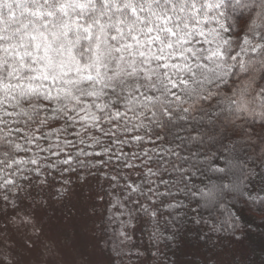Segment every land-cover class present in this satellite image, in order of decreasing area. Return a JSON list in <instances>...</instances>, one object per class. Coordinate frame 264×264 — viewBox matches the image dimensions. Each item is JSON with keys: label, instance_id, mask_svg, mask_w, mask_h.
Listing matches in <instances>:
<instances>
[{"label": "trees", "instance_id": "16d2710c", "mask_svg": "<svg viewBox=\"0 0 264 264\" xmlns=\"http://www.w3.org/2000/svg\"><path fill=\"white\" fill-rule=\"evenodd\" d=\"M49 4L28 6L37 13L41 5ZM52 4L48 6L49 10L64 15L69 41L64 54L51 68L44 65L13 68L14 53L0 27V144L3 145L0 148V212L12 210L21 195L49 200L54 213H45L46 222L41 229L53 230L59 225L65 227L66 236L74 238L71 227L77 224L88 227L85 233L92 249L98 247L103 254L102 261L97 259L94 264H264V212H257L255 206L250 208L240 198V193L226 203L227 212L233 217L236 212L231 205L241 210L244 220L238 219L237 225L244 231L251 229L243 244L233 241L232 231L228 229L200 240L198 237L205 230H196L194 224L186 221L181 223L179 231L172 227L175 239L169 243L165 234L173 222L167 216L159 223L155 219L149 222L150 212L144 211L148 205L141 193L148 189L144 188L143 182L148 180L154 185L156 177L147 174L158 171L155 163L148 166L154 158L145 156L148 146L140 143L146 137L143 132L124 135L148 128L142 117L150 102H154L153 98L132 94L135 84L123 91L117 87L116 92L124 97L120 101L123 107L119 112L112 107L119 97L110 89L132 77L142 73L145 81L155 76L157 82H161L173 70L190 71L192 62L185 53L192 49H174H180L193 34L207 33L214 42L213 47L228 44L229 50L235 46V37L229 44V38L217 32L218 26H213L215 17L204 15L201 19L191 9H180L183 19L177 27L179 39L165 42L155 33L151 38L146 35L153 32L152 24L158 19V13L151 5L146 6L148 15L135 23L119 10L120 7L131 9V3L58 0ZM235 11L228 10L229 21ZM132 15L135 16L134 11ZM193 20L200 22L190 26ZM205 21H208L207 27ZM145 22L148 27L142 26ZM223 22L221 19L220 25ZM169 36H173L171 30ZM244 43L249 41L246 39ZM102 50L106 52V58L99 55ZM176 56L181 62L172 64L171 60ZM161 60L165 62L159 64ZM185 60L188 63H184ZM204 68L211 71L207 65ZM231 68V61L215 64L218 76L227 77ZM161 69L168 70L163 77L160 76ZM53 83L55 88H51ZM149 86L150 83H145L146 88ZM41 97H55L60 101L54 103L56 118L62 121L59 127L49 126L52 117L46 118V113L41 112L44 105L37 102ZM25 101L30 103L25 104ZM246 115L251 118L254 113L247 112ZM259 118L264 119V116ZM65 119L72 123L66 125ZM113 119L118 122L112 123ZM251 140H264V131L257 127ZM260 147L264 152V144ZM249 149L242 158L245 178L254 176L255 168L260 167L262 174L257 187L264 186V157L252 151L251 145ZM97 151L103 153V159L94 155ZM137 156L145 158L140 160ZM65 160L70 163L63 164ZM249 161L253 167L248 166ZM133 184L135 189H132ZM243 188L241 184V191ZM78 189L82 190L87 202L86 211H83L85 218L68 223L66 215L73 208L77 209L78 198L72 197L68 201L65 198L72 192L76 194ZM137 196H141L139 206L135 202ZM116 217L119 218L115 223L124 225L129 233L123 253H112L107 239L110 229L115 230L111 223ZM50 257L55 261L58 258Z\"/></svg>", "mask_w": 264, "mask_h": 264}, {"label": "snow or ice", "instance_id": "6c2138e0", "mask_svg": "<svg viewBox=\"0 0 264 264\" xmlns=\"http://www.w3.org/2000/svg\"><path fill=\"white\" fill-rule=\"evenodd\" d=\"M58 0H0V27L5 21L9 26L19 25L24 19L21 5L57 3ZM92 3L99 0H90ZM105 3L110 0H104ZM117 5L131 3V9L120 7V12L129 20L139 23L148 12L146 6L151 5L158 13V19L152 24L153 32L146 33L151 38L155 33L161 40L167 42L179 39L177 27L181 19L180 9L193 10L197 17H215L212 20L217 32L225 38L235 37V46L229 50L228 44L215 45L207 33L193 34L190 40L185 41L180 49L191 48L192 52L185 55L192 62L190 71L180 72L173 70L161 82L155 76L150 81L139 77H132L123 84L116 85L110 91L119 97L112 107L118 112L123 105L120 101L123 96L116 92L125 87L136 85L132 94L137 97L150 96L154 102L146 109L142 119L148 128L124 135H145L140 141L141 145L147 144L148 152L154 159L148 166L156 164L153 173L156 183L153 185L145 180L146 193H141L150 212L149 222L155 219L157 223L167 216L173 222L166 232V237L171 243L175 239L172 227L180 230L182 222L194 224L196 230L204 229L198 239L205 240L208 236L217 235L220 231H232V240L243 244L249 232L237 225V220H244L235 205H231L236 216L227 212V201L240 193L251 208L255 206L257 212H264V186L257 187V180L262 174L260 167L255 168L254 176L245 178L246 169L243 167L242 158L250 150L259 153L264 140L252 141L251 136L259 127L264 131V0H111ZM236 9L229 21L228 10ZM135 12V16L132 12ZM221 19L224 20L220 25ZM199 20L190 21L199 24ZM208 21L204 26L207 27ZM143 27H148L145 22ZM169 30L173 36H169ZM144 36V33H141ZM249 43L245 44L244 41ZM155 42V41H154ZM197 49L199 51H197ZM192 53H196L193 55ZM210 57V59H209ZM231 61L232 68L227 77L218 76L215 64H227ZM165 61H158L163 64ZM181 58H172V64H178ZM188 63L187 60L183 61ZM195 65V67H192ZM207 65L211 71L204 68ZM167 69H161L163 77ZM145 83L151 86L145 87ZM53 83L51 88H55ZM44 105L41 112L47 117H52L50 127L59 125L61 120L56 118L54 103L55 97L50 99L39 98L37 101ZM25 104L30 101H25ZM253 112L249 118L246 113ZM245 120L250 122L244 124ZM66 125L71 121L65 119ZM112 123H117L113 119ZM242 125V126H241ZM19 127V125H17ZM75 132V128H72ZM0 148L3 145L0 144ZM94 155L103 159V153L97 151ZM145 156H137L143 160ZM67 165L70 161H62ZM249 167H253L251 161ZM244 188L241 191L240 185ZM133 184L132 189H135ZM131 190V189H130ZM141 196L136 197V204L141 203ZM148 196L152 198L147 199ZM255 196V199L252 197ZM131 199V197H130ZM167 223V221H165ZM211 230V231H209ZM191 231V230H189ZM244 232L243 235L238 233ZM155 255V252L152 253Z\"/></svg>", "mask_w": 264, "mask_h": 264}, {"label": "rangeland", "instance_id": "374dc122", "mask_svg": "<svg viewBox=\"0 0 264 264\" xmlns=\"http://www.w3.org/2000/svg\"><path fill=\"white\" fill-rule=\"evenodd\" d=\"M52 5H41L37 13L27 4L21 5L20 10L25 14L23 21L12 26L5 21L1 27L3 38L14 53L13 68H38L41 65L51 68L64 54L69 41L68 29L64 25V15L51 8L49 10L48 6ZM100 54L102 58L107 57L104 50L99 52ZM135 74L137 76L138 72ZM82 193V190L78 189L76 194L72 192V195L65 198H78L77 209L73 208L70 214L66 215L68 223L85 218L83 211H86L87 202ZM50 205L47 199H33L31 196L21 195L12 210H1L0 264H94L97 259L102 261V252L98 247L93 250L88 241V235L85 233L88 227L82 228L83 225L79 224L71 227L74 238L66 236L65 227L59 225L53 230L41 229V225L46 222L45 213H54ZM118 218L111 223L115 230L110 229L107 236L112 253H123L129 238L125 226L115 223ZM51 255H54L55 259L58 257L57 263Z\"/></svg>", "mask_w": 264, "mask_h": 264}]
</instances>
